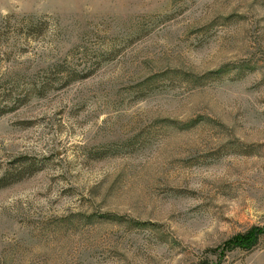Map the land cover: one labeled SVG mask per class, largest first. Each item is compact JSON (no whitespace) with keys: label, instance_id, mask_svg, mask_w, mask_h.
<instances>
[{"label":"rangeland","instance_id":"obj_1","mask_svg":"<svg viewBox=\"0 0 264 264\" xmlns=\"http://www.w3.org/2000/svg\"><path fill=\"white\" fill-rule=\"evenodd\" d=\"M0 264H264V0H0Z\"/></svg>","mask_w":264,"mask_h":264},{"label":"trees","instance_id":"obj_2","mask_svg":"<svg viewBox=\"0 0 264 264\" xmlns=\"http://www.w3.org/2000/svg\"><path fill=\"white\" fill-rule=\"evenodd\" d=\"M252 243L250 242L249 238H244V239H241L240 241V247H249Z\"/></svg>","mask_w":264,"mask_h":264}]
</instances>
